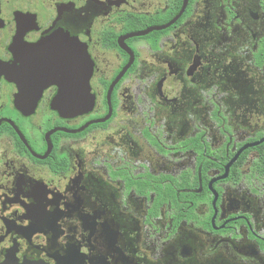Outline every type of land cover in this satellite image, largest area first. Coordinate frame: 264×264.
<instances>
[{"label":"flooded vegetation","instance_id":"obj_1","mask_svg":"<svg viewBox=\"0 0 264 264\" xmlns=\"http://www.w3.org/2000/svg\"><path fill=\"white\" fill-rule=\"evenodd\" d=\"M183 1L0 0L6 67L61 35L91 62V94L0 73V264H264V0H188L129 36Z\"/></svg>","mask_w":264,"mask_h":264},{"label":"water","instance_id":"obj_2","mask_svg":"<svg viewBox=\"0 0 264 264\" xmlns=\"http://www.w3.org/2000/svg\"><path fill=\"white\" fill-rule=\"evenodd\" d=\"M187 1H183L178 15L166 25L151 27L129 36H144L152 31L167 28L180 17L187 5ZM23 28L24 26L20 24L19 30H23ZM18 49L15 53L16 59L14 64H18L19 69L16 70L14 67H6L0 62V73L17 85L19 94H22L25 88L24 78L26 74L30 76L36 75L40 78V91L50 85H57L59 94H91L89 88L91 62L85 49L79 43L70 40L66 35L55 36L54 42L48 43V41L43 40L35 48L37 54H39V61H37L39 67L28 65L25 61L23 50ZM17 100L20 103L21 97H17ZM92 100L93 97H55L53 100V108L62 114H77L90 108ZM2 264L15 263L7 260Z\"/></svg>","mask_w":264,"mask_h":264},{"label":"rangeland","instance_id":"obj_3","mask_svg":"<svg viewBox=\"0 0 264 264\" xmlns=\"http://www.w3.org/2000/svg\"><path fill=\"white\" fill-rule=\"evenodd\" d=\"M195 23H200V21H196ZM207 29L208 30L206 31V33L208 34L207 36V40L209 42L208 45H214L218 47L217 42L218 41L219 43L222 42L220 49L217 48L220 56L215 61L216 66L221 67L223 68V70H227V71H229L230 68L235 69L238 66L237 65L238 61H235L234 58L230 55V52L227 50L229 48L228 38L224 37V39L221 40L222 38L220 37L219 33H216V29L214 26H211ZM253 97H256V95H254Z\"/></svg>","mask_w":264,"mask_h":264}]
</instances>
